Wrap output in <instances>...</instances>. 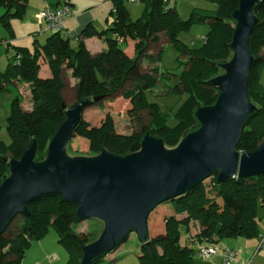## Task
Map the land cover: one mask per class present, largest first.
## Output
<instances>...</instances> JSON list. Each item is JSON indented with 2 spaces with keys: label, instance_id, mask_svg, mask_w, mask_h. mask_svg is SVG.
Returning a JSON list of instances; mask_svg holds the SVG:
<instances>
[{
  "label": "trees",
  "instance_id": "1",
  "mask_svg": "<svg viewBox=\"0 0 264 264\" xmlns=\"http://www.w3.org/2000/svg\"><path fill=\"white\" fill-rule=\"evenodd\" d=\"M140 1L145 6L144 14L133 21L124 3L113 0V21L108 31L114 37L107 39V50L101 53L90 54L82 43L73 51L67 38L54 31L43 45H34L32 51L15 48L12 60L0 71V92L8 91L11 83L27 84L29 109L22 108L18 95L10 102L7 131L11 142L6 144L0 140V184L9 176V164L4 158L19 159L33 141L36 142L34 160H45L47 145L65 119V109L80 101L89 102L84 110L99 107L105 111L109 105L115 106L117 99L118 109L126 104L129 114L138 115V128L125 134L118 131L109 112L94 125L84 117L83 111L71 139L87 140V152L91 156L102 150L120 157L138 152L146 133L161 138L167 147H175L185 135L199 128L195 112L215 103L220 90L210 81L220 75L221 64L228 62L232 55L230 44L236 25L233 12L239 0H209L216 3V11L194 10L187 20L179 17L168 0ZM0 6L5 7L0 20L10 32V20L22 18L26 0H0ZM253 14L257 23L248 38L253 65L247 92L255 110L246 117L236 147L237 151L246 153L253 152L264 142V87L260 82L264 67V0L253 6ZM194 23L208 27L205 43L200 48L189 47L178 38L181 31ZM87 32L85 29L82 35ZM161 33L167 38V45H160L156 53H149V43L157 44ZM118 39L134 42L133 57L125 54ZM166 48L178 52L177 61L183 66L181 74L160 70V58ZM40 60L49 67L48 78L39 77ZM142 60L147 62V68L141 72L138 64ZM67 71L75 79L72 87ZM163 74L168 76L164 83L159 78ZM160 85L165 86L162 91L157 89ZM154 89L163 95L186 97L176 113L174 127L167 124V115L160 112L155 103L146 100L145 92ZM68 91L73 95H67ZM96 97L102 99L92 102ZM143 112L148 118L146 122L140 119ZM216 175L212 174L190 191L157 207L163 208L162 221L149 219L151 253L141 244L139 264H192L193 250L179 244V228L186 229L191 222L199 227L198 233L188 241L192 247L196 240L218 244L223 239L259 238L257 212L264 209V174L241 180L229 178L221 183L216 181ZM166 203L170 204L167 208L163 206ZM27 208L29 215H20L22 221L15 234L4 236L17 216L0 236V264H20L31 241L43 238L50 227L57 232L58 242L68 251L71 261L80 264L83 247L101 233L77 231L76 225L85 221L77 218V205L55 194L35 199ZM156 213L159 216V211ZM106 255L93 259L90 264H100Z\"/></svg>",
  "mask_w": 264,
  "mask_h": 264
},
{
  "label": "water",
  "instance_id": "2",
  "mask_svg": "<svg viewBox=\"0 0 264 264\" xmlns=\"http://www.w3.org/2000/svg\"><path fill=\"white\" fill-rule=\"evenodd\" d=\"M262 0H239L230 60L210 81L220 93L211 106L195 112L199 128L175 147L146 133L138 152L120 157L102 150L90 157L66 154V146L89 102L65 109V119L47 145L46 158L34 160L36 142L19 159H7L9 176L0 184V236L14 217L29 215L27 205L55 194L77 205L79 220L102 222L98 238L82 249L80 264L108 254L131 232L151 253L147 222L165 201L174 199L217 173L216 181L244 179L264 174V142L253 152H239L245 119L255 106L248 100V76L253 65L248 38L257 23L253 6ZM102 97L93 98L92 102Z\"/></svg>",
  "mask_w": 264,
  "mask_h": 264
},
{
  "label": "rangeland",
  "instance_id": "3",
  "mask_svg": "<svg viewBox=\"0 0 264 264\" xmlns=\"http://www.w3.org/2000/svg\"><path fill=\"white\" fill-rule=\"evenodd\" d=\"M130 3V2H128ZM168 3L175 7L178 12L179 17L182 20H187L190 18L192 11H216L217 5L215 2L209 0H168ZM128 4H126L127 7ZM134 16L132 15V20L142 18L145 10L144 4L140 1L138 4L130 3ZM140 10V11H137ZM2 8L0 7V12ZM136 14V15H135ZM37 21V20H36ZM38 23V22H37ZM18 25V24H17ZM5 29V28H4ZM50 32L43 24V30ZM37 30L40 32L39 28ZM7 31V29H5ZM208 33V27L205 24L194 23L190 26L189 29L181 31L178 38L187 46L193 48H200L202 46L201 39ZM1 40V38H0ZM44 40L41 39V41ZM34 43V42H32ZM123 49L126 46H121ZM34 45L30 50H33ZM264 48V47H263ZM14 48L7 49L3 43H0V71H4L7 64L12 60L14 56ZM178 52L172 48H166L160 58V70L164 72L169 70L170 73L181 74L183 72V66L178 63ZM264 69V67H263ZM262 69V70H263ZM264 71V70H263ZM166 72V71H165ZM224 71L221 70V74ZM163 77V78H162ZM162 77H159L160 80L164 83L167 82L166 74H163ZM167 87V85H166ZM264 87V86H263ZM165 86H161L157 89H164ZM154 89L148 90L145 92L146 100L150 103H155L160 112L167 115V124L170 127H174L177 123L176 113L180 106L185 101L186 97H178L174 94L163 95L160 90ZM161 90V91H162ZM72 92V91H71ZM68 91L67 95L72 93ZM164 92V91H163ZM161 93V94H159ZM73 95V94H72ZM71 97L69 96V100ZM12 100V94L1 91L0 92V140L6 144H10L11 139L7 131V118L9 116V105ZM119 102L115 106H108V109L105 111L103 109H86L84 110V117L91 121L92 124L98 125L104 114L109 112L110 115L114 117L116 121L117 129L119 132L125 134L131 133L134 129L138 128L137 114L128 113V105L124 104L122 109H118ZM104 111V112H103ZM141 121H147V115L145 112L140 116ZM167 146L164 145V151H166ZM88 142L87 140L77 137L76 139H71L68 145L66 146V154L74 157H90L91 155L87 152ZM167 205V206H166ZM163 204L166 208L170 205L169 203ZM161 206V205H160ZM157 206V207H160ZM158 209V210H156ZM160 208H155V211L151 213V219H154V215H157L156 211H159ZM22 218L18 215L15 220L12 221L11 225L5 232L4 236L12 237L18 229ZM257 222L258 226L261 228L264 227V210L259 209L257 212ZM259 227V228H260ZM77 231H93L94 234L98 235L102 230V222L96 219H88L83 222H80L76 225ZM186 229L184 227L179 228V244L183 246H188L192 250L194 247L190 245L187 241ZM227 239H223L219 244L223 245ZM141 242L139 241L135 232H131L128 238L120 245L119 250L115 253V257L118 258L114 263L105 262L104 264H139V254L141 251ZM6 250V248H5ZM219 254V253H218ZM210 257L208 259H202L194 256L192 264H222L221 259L218 256ZM260 254L264 255L263 252ZM46 256H53L55 258V264H76V261H71L68 251L58 242V234L53 228H49L45 233L43 238L34 239L31 241V244L28 250L24 253L22 261L20 264H35V263H45ZM1 263V262H0Z\"/></svg>",
  "mask_w": 264,
  "mask_h": 264
},
{
  "label": "crops",
  "instance_id": "4",
  "mask_svg": "<svg viewBox=\"0 0 264 264\" xmlns=\"http://www.w3.org/2000/svg\"><path fill=\"white\" fill-rule=\"evenodd\" d=\"M125 7L126 4L130 5L127 0H121ZM68 3L71 11V15L64 23V30L73 34V37H66L64 33H60L63 37L67 38L68 44L71 50L76 51L80 45L87 49V51L92 54H98L107 50V39H111L113 34L108 31L112 26L113 15V0H26V6L21 19H11L10 26L11 31H5L2 21L0 20V43L3 41L6 42V48H23L29 51L33 45L41 46L46 42V39L53 33L43 30V24L37 23L36 15L42 11L45 7H58L62 3ZM138 4V3H133ZM169 4V3H168ZM126 7L128 16L132 20L131 16H134V12L131 6ZM169 6H172L169 4ZM2 11L0 16L5 12V7L0 6ZM140 11V10H137ZM136 15V14H135ZM18 24V25H17ZM39 28L42 31H38ZM88 29L87 34L82 35L83 31ZM41 41V39H43ZM159 42L149 43L148 52L156 53L160 45H167L168 41L164 34L159 35ZM34 42V43H32ZM120 46H126L123 51L128 57L134 56V42L127 40L126 42L119 43ZM264 50V48H263ZM160 64V62H159ZM147 68V62L142 60L138 64L139 71H144ZM264 70V69H263ZM261 71L260 82L264 86V71ZM50 76V71L48 65L40 60V70L39 77L48 78ZM67 79L72 87L75 83V79L70 76V72L67 71ZM154 91V90H152ZM6 93L12 94V99L15 96H19L21 99V106L23 109H29L27 104V98L29 97L28 86L27 84L16 82L11 83L8 86V91H3ZM99 109V107L91 108ZM5 143V142H4ZM264 210V209H263ZM155 211V210H154ZM163 208L159 209V216H154V218L162 221L163 217ZM151 218V214L149 219ZM148 219V221H149ZM148 223V222H147ZM148 226V224H147ZM260 227V226H258ZM199 231L198 224L191 222L189 227L186 228L187 241L193 236H195ZM264 233V227L259 228V235ZM193 240V239H192ZM258 238L254 239H245V238H230L221 245L217 244L219 248L218 256L221 259L220 251L224 248H229L236 252L238 261L246 263L250 261L251 264H264V255L257 254L252 258L253 252L257 246ZM120 246L114 250L112 253H109L105 256L104 260L100 264L105 262L114 263L118 260L115 257V253L119 250Z\"/></svg>",
  "mask_w": 264,
  "mask_h": 264
},
{
  "label": "built area",
  "instance_id": "5",
  "mask_svg": "<svg viewBox=\"0 0 264 264\" xmlns=\"http://www.w3.org/2000/svg\"><path fill=\"white\" fill-rule=\"evenodd\" d=\"M130 3H139L140 0H127ZM168 7V6H167ZM71 15L70 7L66 4H61L58 7L47 6L42 11L36 15V19L39 24H45L46 28L54 32L64 33L66 37H73L68 31L64 30V23ZM122 39H118V43H122ZM202 44L205 43V37L201 39ZM6 45V42H2ZM193 254L196 257L202 259H208L210 257L216 256L219 253V248L217 244L209 243L202 240H196L194 242ZM260 252L264 253V233L261 234L257 241V246L253 252L252 258L255 257ZM221 263L222 264H251V260L242 263L238 261L236 252L224 248L220 251ZM45 263H35V264H55V258L53 256H46Z\"/></svg>",
  "mask_w": 264,
  "mask_h": 264
}]
</instances>
